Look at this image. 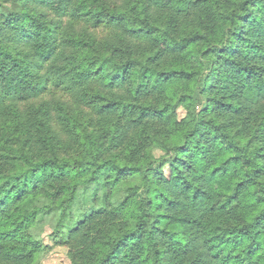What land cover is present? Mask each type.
<instances>
[{
	"label": "trees",
	"instance_id": "trees-1",
	"mask_svg": "<svg viewBox=\"0 0 264 264\" xmlns=\"http://www.w3.org/2000/svg\"><path fill=\"white\" fill-rule=\"evenodd\" d=\"M45 212L71 264H264V0H0V264Z\"/></svg>",
	"mask_w": 264,
	"mask_h": 264
},
{
	"label": "rangeland",
	"instance_id": "rangeland-1",
	"mask_svg": "<svg viewBox=\"0 0 264 264\" xmlns=\"http://www.w3.org/2000/svg\"><path fill=\"white\" fill-rule=\"evenodd\" d=\"M19 9L20 8L18 5H10L1 9V12L4 14H9L13 11H18ZM41 100L53 101L59 99L54 97L52 93H47L37 101ZM31 104L32 102L29 101L25 104L24 108L27 109ZM181 115H183V112H181ZM81 200H83L82 197ZM59 220V212H45L39 215L37 222L32 226L30 234L34 238L41 240L45 247H48L47 249H44V251L39 255L34 264H71L68 254V246H60L55 244L53 241Z\"/></svg>",
	"mask_w": 264,
	"mask_h": 264
}]
</instances>
